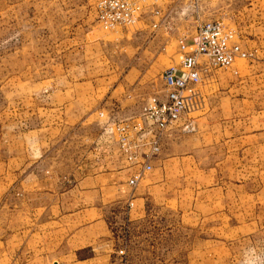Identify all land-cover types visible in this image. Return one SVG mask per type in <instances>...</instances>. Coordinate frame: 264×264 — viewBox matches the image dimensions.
I'll return each instance as SVG.
<instances>
[{"label":"rangeland","instance_id":"rangeland-1","mask_svg":"<svg viewBox=\"0 0 264 264\" xmlns=\"http://www.w3.org/2000/svg\"><path fill=\"white\" fill-rule=\"evenodd\" d=\"M97 1L0 0V264L72 262L71 257L61 259L65 234L54 225L56 217L47 215L46 224H37L25 191L29 170L44 159L34 151L37 145L29 143L44 132L33 130L44 128L51 117L45 108L58 112L66 106L68 113L78 105L92 108L101 123L109 110L110 122L128 117L121 108L125 101L119 99L132 97L136 108L144 98L162 95L161 73L180 59L178 40L190 37L198 22L216 19L236 30L250 56L237 59L234 68L212 72L204 81L203 107L193 114L195 129L181 132L194 133L199 118L211 111L234 116L238 97L248 100L245 109L251 99L256 110L264 108V0H204L197 13L183 0H161L157 8L165 21L156 28L147 9L136 27L113 31L97 23ZM242 76L249 78L241 82ZM62 116L74 120V114ZM62 116L53 114L54 120ZM244 117L248 120L251 114L245 112ZM12 135L19 150L10 152ZM14 155L20 161L9 160ZM257 172H250L246 184L259 190L264 188V173ZM229 181L177 180V188L187 190L181 203L147 202L141 221L124 219L128 204L120 208L121 218L110 220L112 249L106 264H264V193L245 197V206L258 208L244 210V226H236V210L230 209L235 201L226 196L221 203L211 187L226 189ZM247 212L249 218L257 212L255 223L246 224ZM89 254L83 249L79 255Z\"/></svg>","mask_w":264,"mask_h":264},{"label":"crops","instance_id":"crops-1","mask_svg":"<svg viewBox=\"0 0 264 264\" xmlns=\"http://www.w3.org/2000/svg\"><path fill=\"white\" fill-rule=\"evenodd\" d=\"M159 19V15L151 13L150 24ZM239 43L250 56V49ZM236 73L239 75L238 70ZM248 78L242 76L240 81L245 82ZM154 97L163 99L164 92ZM122 98L119 100L125 102L121 108L125 114H130L124 119H129L140 113L150 97L144 98L136 108L135 103H130L132 97ZM236 103L234 116H219L211 111L199 118L202 121L197 122L194 133H182L178 126L167 129L160 152L147 161L151 169L143 171L134 187L128 184V180L140 170V166L132 165L125 158L118 149L114 134L107 129L113 117L110 110L101 123L97 110L92 108L78 105L69 113L66 106H60L58 112L52 111L55 110L52 107L45 108L51 117L47 122L45 120L44 128L33 130V134L38 135L41 130L44 132L33 140L34 144L29 143V147L37 145L38 150L34 151L44 159L38 160L29 170L25 191L29 209L36 213L35 222L44 225L47 215L54 214V225L60 232L64 231L61 259L71 257L70 264L109 263L112 249L110 220L120 216L119 209L131 203L122 212L124 219L141 221L148 212L147 202L181 203L187 190L177 188L176 182L191 177L230 179L226 189L223 185L211 187L220 194L221 203L226 196L233 198L235 202L230 209L234 207L236 210V226H244L243 211L258 208L255 204L245 206V197L253 199L264 193V188L253 189L246 184L250 172L264 173V108L256 110L251 99L250 108L245 109L248 100L243 97H238ZM245 112L251 114L250 119L245 120ZM54 113L61 116L74 114V120L67 116H62L63 120H54ZM10 137L9 151H18L15 136ZM146 151V148L141 149L142 153ZM15 155L9 160H19ZM41 196L49 201L39 202L36 198ZM32 198L35 201L32 202ZM252 214L253 217L249 218L247 212V225L255 223L258 218L257 212ZM83 249H88L90 254L80 256Z\"/></svg>","mask_w":264,"mask_h":264},{"label":"built area","instance_id":"built-area-1","mask_svg":"<svg viewBox=\"0 0 264 264\" xmlns=\"http://www.w3.org/2000/svg\"><path fill=\"white\" fill-rule=\"evenodd\" d=\"M159 1L98 0L96 20L105 31L134 28L143 22L145 11L151 9L153 14L160 16L151 24L156 28L165 21L157 8ZM183 1L197 13L204 0ZM178 47L179 61L164 69L161 75L164 98L152 96L145 101L137 116L108 123L107 129L114 134L119 151L132 165L140 166V170L128 180L130 186H136L143 171L151 169L147 161L160 152L167 129L172 126H178L184 132L195 129L193 114L203 107L204 81L212 78V72L234 68L237 59L249 56V52L241 47L236 30L219 19L198 22L190 37L178 40ZM142 148L147 151L142 153Z\"/></svg>","mask_w":264,"mask_h":264}]
</instances>
